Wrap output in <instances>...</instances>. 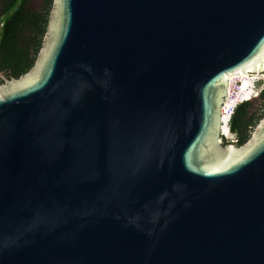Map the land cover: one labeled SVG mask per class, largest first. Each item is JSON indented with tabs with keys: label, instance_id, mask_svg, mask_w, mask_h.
I'll list each match as a JSON object with an SVG mask.
<instances>
[{
	"label": "water",
	"instance_id": "water-1",
	"mask_svg": "<svg viewBox=\"0 0 264 264\" xmlns=\"http://www.w3.org/2000/svg\"><path fill=\"white\" fill-rule=\"evenodd\" d=\"M246 72L264 0H51L0 84V264H264V114L220 129Z\"/></svg>",
	"mask_w": 264,
	"mask_h": 264
},
{
	"label": "trees",
	"instance_id": "trees-1",
	"mask_svg": "<svg viewBox=\"0 0 264 264\" xmlns=\"http://www.w3.org/2000/svg\"><path fill=\"white\" fill-rule=\"evenodd\" d=\"M0 71L12 77L25 72L33 63L45 31L51 0H45L41 10L26 11V0H0ZM259 103L250 100L237 103L231 110L228 128L237 145L243 143L264 114V83L259 91ZM228 142V141H224Z\"/></svg>",
	"mask_w": 264,
	"mask_h": 264
},
{
	"label": "bare ground",
	"instance_id": "bare-ground-1",
	"mask_svg": "<svg viewBox=\"0 0 264 264\" xmlns=\"http://www.w3.org/2000/svg\"><path fill=\"white\" fill-rule=\"evenodd\" d=\"M257 78L255 75H249L247 72L245 74H234L229 76L228 78V85H227V98L221 107V132L224 136L227 138H231L232 134L228 130V118L231 112V109L235 106L237 102L243 99H249L252 96L256 94L255 90L252 89V82L253 80ZM259 78V77H258ZM239 81V86H237V91L235 94H233V84L236 83V81ZM252 86V87H251ZM227 121V126H226Z\"/></svg>",
	"mask_w": 264,
	"mask_h": 264
},
{
	"label": "rangeland",
	"instance_id": "rangeland-1",
	"mask_svg": "<svg viewBox=\"0 0 264 264\" xmlns=\"http://www.w3.org/2000/svg\"><path fill=\"white\" fill-rule=\"evenodd\" d=\"M38 0H30V2L31 3H36ZM249 75H255V76H257V78H255L254 80H253V82H252V89H254L255 90V92L257 93L258 92V89H259V87H261V84L263 85V83H264V74L262 73V74H249ZM259 77V78H258ZM6 78H8V77H6L3 73H0V84L2 83V79H6ZM239 81L237 80L236 81V83H234L233 84V94H235L236 93V91H237V86H239ZM255 98H257V97H252L251 99H250V101H254L255 100ZM246 100H248V99H246ZM242 101H244V99L243 100H240L239 102H237V103H240V102H242ZM236 103V104H237ZM235 104V105H236ZM232 110V109H231ZM226 126H227V121H226ZM232 134V137L231 138H227L226 136H224V141L226 140V141H228V142H224V144H228V143H230V142H232L233 144H235V145H237L236 143H235V135L233 134V133H231Z\"/></svg>",
	"mask_w": 264,
	"mask_h": 264
},
{
	"label": "flooded vegetation",
	"instance_id": "flooded-vegetation-1",
	"mask_svg": "<svg viewBox=\"0 0 264 264\" xmlns=\"http://www.w3.org/2000/svg\"><path fill=\"white\" fill-rule=\"evenodd\" d=\"M45 0H38L35 4L31 3L30 0H26V3L24 4V7L26 8V11H36V10H41L43 7H45L46 5H44ZM2 12V4L0 2V13ZM0 73H3L6 77L10 78L12 77L10 74H8L7 70H1ZM259 92L255 95V100L252 101L253 105H257L259 103V98H258Z\"/></svg>",
	"mask_w": 264,
	"mask_h": 264
},
{
	"label": "built area",
	"instance_id": "built-area-1",
	"mask_svg": "<svg viewBox=\"0 0 264 264\" xmlns=\"http://www.w3.org/2000/svg\"><path fill=\"white\" fill-rule=\"evenodd\" d=\"M261 88H262V84H261V87H259V89H261ZM259 89H258V90H259ZM228 119H229V118H228Z\"/></svg>",
	"mask_w": 264,
	"mask_h": 264
},
{
	"label": "clouds",
	"instance_id": "clouds-1",
	"mask_svg": "<svg viewBox=\"0 0 264 264\" xmlns=\"http://www.w3.org/2000/svg\"><path fill=\"white\" fill-rule=\"evenodd\" d=\"M260 90H261V89H259L258 92H259ZM258 92H257V93H258Z\"/></svg>",
	"mask_w": 264,
	"mask_h": 264
}]
</instances>
